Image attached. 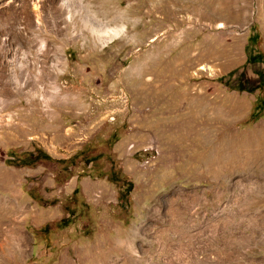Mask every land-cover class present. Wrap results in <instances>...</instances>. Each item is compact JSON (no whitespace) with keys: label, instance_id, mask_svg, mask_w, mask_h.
Segmentation results:
<instances>
[{"label":"rangeland","instance_id":"rangeland-1","mask_svg":"<svg viewBox=\"0 0 264 264\" xmlns=\"http://www.w3.org/2000/svg\"><path fill=\"white\" fill-rule=\"evenodd\" d=\"M263 76L264 0H0V264H264Z\"/></svg>","mask_w":264,"mask_h":264},{"label":"trees","instance_id":"trees-1","mask_svg":"<svg viewBox=\"0 0 264 264\" xmlns=\"http://www.w3.org/2000/svg\"><path fill=\"white\" fill-rule=\"evenodd\" d=\"M250 41H251V38H250ZM252 41H253V39H252ZM255 60H256L255 56H253L251 53H249L248 57H247V61H255ZM260 83H263V86H264V76L261 79ZM262 103H263V100H261L259 98L256 100L254 107H253L252 111L250 112V118L251 119H257L258 118V116H259L258 111H260L262 109ZM129 128H126L125 132H127V130H129ZM140 158L144 159L145 157L140 156ZM47 159H52L50 154H48L47 152H45L44 150H42L41 148L38 147V148H35V150H33L31 152H25L22 155H17L14 158V160H10V163L18 164V165H32V164H35L38 160H47ZM94 159H95V157H94ZM90 160H93V158H90ZM59 161L63 162V160H59ZM65 169L67 170L68 167H66ZM104 175H106L108 177V179H110L112 181H116L118 179H121L123 182H125V181L127 182L128 186L125 189V191L123 192V194L121 195L122 198L124 197V194H126V192L128 193V189H130V187L132 186V182L130 180L129 175H127L126 173H122L121 169L118 170V172L116 173V176H112L111 174H108V173L101 174V176H104ZM76 193H74V196ZM34 197L38 198L39 196L34 195Z\"/></svg>","mask_w":264,"mask_h":264},{"label":"bare ground","instance_id":"bare-ground-1","mask_svg":"<svg viewBox=\"0 0 264 264\" xmlns=\"http://www.w3.org/2000/svg\"><path fill=\"white\" fill-rule=\"evenodd\" d=\"M67 1V0H66ZM74 1V0H73ZM57 2V1H56ZM65 2V1H64ZM55 3V2H54ZM70 3V2H69ZM70 4H72V3H70ZM34 6L35 7H37L38 6V3L36 2V3H34ZM73 7V6H72ZM37 9V8H36ZM84 10V9H83ZM28 11V10H27ZM102 11V10H101ZM118 11V10H117ZM116 11V12H117ZM83 14V13H82ZM97 14V13H96ZM99 15V14H98ZM83 16V15H82ZM68 17V16H67ZM27 19H28V21H29V24L30 25H33L32 24V22H33V19H32V14H31V12H29L28 11V13H27V17H26ZM79 18V17H78ZM76 19V18H75ZM74 19V20H75ZM80 19V18H79ZM78 19V20H79ZM112 19V18H111ZM34 23V22H33ZM68 23V22H67ZM84 25H85V27L88 25H91V27H90V29L91 30H93V31H96V33H97V35H98V37H99V39L100 40H102V41H104V37H103V33H102V31L99 29L100 27H99V25H96L95 27H94V20H92V19H90V18H86L85 19V21H84ZM75 24V23H74ZM79 24H81L80 22H79ZM99 24V23H98ZM68 25H69V23H68ZM82 25V24H81ZM67 26V25H66ZM75 26H76V24H75ZM77 26H79V25H77ZM71 27V26H70ZM83 27V26H82ZM81 27V28H82ZM88 28V27H87ZM119 29V28H118ZM118 29H112V34H114V33H118ZM77 30H79V29H77ZM84 30V29H83ZM88 30V29H87ZM105 30V34L106 33H108V34H110V32L107 30V28L106 29H104ZM63 31V30H62ZM87 32V31H86ZM95 33V34H96ZM111 34V35H112ZM88 35V34H87ZM106 43V42H105ZM12 209V208H11ZM14 210V209H13ZM10 217H8V219H9ZM13 218H11V220H12ZM10 222V221H9ZM18 225V224H17ZM7 229L6 228H2V231L5 233V231H6ZM2 233V232H1ZM1 236H3L2 234H1ZM1 238H3V237H1ZM5 239V238H4ZM3 240V239H2ZM3 242V241H2ZM1 245V244H0ZM5 249V248H4ZM3 251V250H2ZM238 264V263H237Z\"/></svg>","mask_w":264,"mask_h":264}]
</instances>
